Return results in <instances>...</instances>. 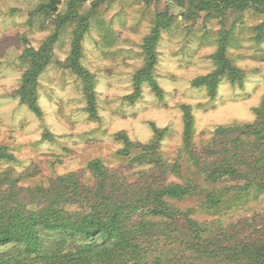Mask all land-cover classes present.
Returning <instances> with one entry per match:
<instances>
[{"label": "rangeland", "instance_id": "obj_1", "mask_svg": "<svg viewBox=\"0 0 264 264\" xmlns=\"http://www.w3.org/2000/svg\"><path fill=\"white\" fill-rule=\"evenodd\" d=\"M49 3L0 0V147L15 156L0 160V174L8 172L19 179L20 186L28 190L26 195H30L29 189L48 188L58 176L72 173L79 187L73 193L85 197L86 204L90 197L91 202L97 198L96 192H88L91 187L98 188L92 166L96 160L112 175L117 173L143 187L190 185L193 190L185 197L167 198L178 211L175 218L162 222L171 234L161 237L159 249L150 247L155 254L165 253L166 264L186 249V241H198V232L192 233L190 221L198 225L202 240L218 239L232 245L251 237L264 238L262 134L236 145L233 139L238 134L216 133L220 126L261 120L264 14L251 7L211 12L189 4L184 8L178 0L78 3L77 11L87 15L79 62L94 81L93 115L85 79L71 63L79 22L67 21L58 28L61 18L70 13V0H61L55 11ZM162 17L168 25L160 27L156 62L150 71L162 96L150 80H145L139 96L132 101L137 76L148 63L146 38ZM56 32L47 64L36 78L37 103L42 111L38 115L17 91L31 65V58L24 56L29 48L40 50ZM224 37L226 57L238 68V74L235 81L230 71L218 74L217 92L212 96L207 85L196 86L194 81L220 69L217 56ZM185 106H189L194 119L190 140L186 138ZM156 127L165 130L158 149L168 165L165 170L162 165L134 162L143 153L140 146L134 145L129 155L121 152L125 143L118 137L120 133L125 132L134 143L147 144L156 138ZM262 132L264 137V125ZM220 142H227L231 160L234 155L240 159L238 171L243 178L214 182L196 166L190 152L204 156L205 161L204 151ZM227 185L233 187L222 201H217L218 206H213L209 198L215 195L217 200L219 190ZM237 185L245 189L240 192ZM190 255L196 254L186 250V256ZM213 259L204 256L202 261L213 264Z\"/></svg>", "mask_w": 264, "mask_h": 264}, {"label": "trees", "instance_id": "obj_2", "mask_svg": "<svg viewBox=\"0 0 264 264\" xmlns=\"http://www.w3.org/2000/svg\"><path fill=\"white\" fill-rule=\"evenodd\" d=\"M86 0H70V13L62 17L58 28L65 22L76 20L73 42L72 66L85 79L90 111L95 115L94 81L92 75L79 62L80 39L87 28V15L77 11L78 3ZM187 8V4L198 10L221 11L224 9L255 8L264 14V0H178ZM49 9L48 4L44 5ZM51 9V8H50ZM53 10V9H51ZM55 11V10H53ZM52 11V12H53ZM168 16V14H166ZM170 18V17H169ZM168 18V19H169ZM165 18L158 19L152 34L146 38L145 50L148 63L137 76V90L130 96L132 101L140 94L142 81L150 80L154 90L162 96V89L151 77L150 71L156 62L155 43L160 35L161 25L167 26ZM170 22V20H168ZM57 32L40 48H29L25 58H31V65L25 71L23 83L17 90L22 100L38 115L42 111L37 103L36 78L47 64L50 45L55 42ZM225 38V37H224ZM222 39L220 53L217 56L220 69L216 72L197 78L196 86L207 85L212 96L217 92V75L232 72V80L237 77L238 68L226 57L227 38ZM257 123L220 126L218 136L238 134L233 142L240 145L249 137L258 136L263 132L264 101ZM262 115V116H261ZM186 138L190 140L193 128V115L189 106H185ZM164 129L155 128L156 138L147 144L134 143L122 132L118 137L124 140L121 149L124 155H129L131 148L136 145L143 149V153L133 161L153 163L165 170L167 163L160 156L158 149ZM229 134V135H228ZM217 141L216 139H214ZM259 144L262 145L261 141ZM257 142V143H258ZM218 143L204 151V156L191 151V157L196 166L202 169L208 179L214 182H231L243 178L238 171L239 158L236 160L229 154L227 142ZM15 156L6 147H0V160L14 159ZM215 158V159H214ZM204 161V162H203ZM92 166L98 177L97 190L91 187L90 192H96V202L86 204L85 197H77L78 184L74 174L58 176L48 188L37 186L29 189L20 186L19 179H14L8 172L0 174V264H166L164 252L155 254L150 247L159 249L161 237L170 236L162 222L176 217L167 198L181 199L190 194L193 187L178 183H170L162 187H143L139 184L127 182L117 173L112 175L100 161H93ZM250 183H246L249 186ZM72 186V187H71ZM233 186H226L219 190L217 200L213 197L209 201L218 206ZM241 192L245 186L237 185ZM264 188V184H263ZM72 191V192H71ZM32 196V197H31ZM31 197V199H28ZM139 213V214H138ZM137 215V216H136ZM192 233L198 232L195 242L186 241V249L171 264L186 261L187 264H201L203 257H213V264H264V238H248L244 242L226 245L221 240L208 238L202 240L199 227L190 221ZM172 232V231H171ZM157 240H154V237ZM153 239V240H152ZM206 241V242H204ZM183 243V241H182ZM8 246H12L8 249ZM187 251L195 252V256H186ZM205 264V263H204Z\"/></svg>", "mask_w": 264, "mask_h": 264}, {"label": "water", "instance_id": "obj_3", "mask_svg": "<svg viewBox=\"0 0 264 264\" xmlns=\"http://www.w3.org/2000/svg\"><path fill=\"white\" fill-rule=\"evenodd\" d=\"M61 2V0H50L49 6L52 9H57L58 4Z\"/></svg>", "mask_w": 264, "mask_h": 264}]
</instances>
